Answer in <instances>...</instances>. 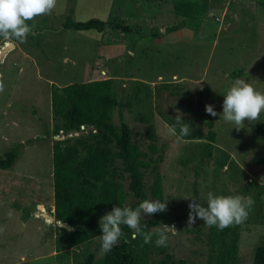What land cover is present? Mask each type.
<instances>
[{"label": "rangeland", "instance_id": "obj_1", "mask_svg": "<svg viewBox=\"0 0 264 264\" xmlns=\"http://www.w3.org/2000/svg\"><path fill=\"white\" fill-rule=\"evenodd\" d=\"M264 0H58L49 15L39 16L26 42L0 37V157L13 147L17 156L0 168V264H78L104 252L98 236L57 251L58 224L41 217L53 209V144L79 132H56L51 85L112 78L119 101L113 111L116 130L124 121L133 143L146 199L167 201L163 213L175 225L167 247L145 244L142 236L122 235L133 243L143 264H253L264 245V140L254 132L258 123L245 121L237 130L225 122L222 104L236 79L264 93ZM99 18L102 32L64 27ZM182 26L172 31L171 27ZM7 48L4 52V49ZM2 52H4L2 54ZM62 56L64 61L62 60ZM90 73V74H88ZM80 75V77H78ZM214 105L216 117L205 106ZM177 110L190 134L169 135ZM82 129V128H81ZM95 145L93 127L82 129ZM214 132L210 142L208 135ZM177 133L179 128L177 127ZM111 177L122 184L123 206L136 203L129 189L125 162L112 146ZM160 194L154 191L156 180ZM242 195L254 205L244 223L218 229L197 218L187 224L190 198L206 206L207 195ZM145 216L143 224L148 219ZM159 223L144 229L153 231Z\"/></svg>", "mask_w": 264, "mask_h": 264}, {"label": "trees", "instance_id": "obj_2", "mask_svg": "<svg viewBox=\"0 0 264 264\" xmlns=\"http://www.w3.org/2000/svg\"><path fill=\"white\" fill-rule=\"evenodd\" d=\"M63 25L67 29H92L102 32L105 21L96 17L74 21L68 17ZM181 27L175 25L171 30L175 31ZM51 87L52 115L60 122L56 125V132H79L73 138L55 140L53 144V216L55 220L69 225L71 229L57 226L61 230L56 238V248L59 251L78 246L101 235L100 217L111 211L114 205L123 206L125 192L122 184L111 177L115 161L112 146L117 148L118 157L125 162V170L130 175L129 189L136 199L133 208L147 198L143 174L139 169L147 164L140 162L139 166L137 165L141 151L133 143L128 125L121 121L118 130L114 127V109H120L124 105L128 107L129 103L123 104L114 95L112 78L69 83L64 86L52 83ZM81 126L93 127L98 132L93 135L97 139L95 145L89 144L92 132L81 133ZM254 132L264 140V121L256 125ZM214 136V132L210 131V142L214 140ZM17 147L11 148L4 157H0V168L11 166L17 156ZM154 191L157 195L160 194L158 179ZM153 216V219L145 222L147 228L159 223H170V219L161 212ZM122 232L123 235L130 236L127 226H122ZM93 261L94 253H90L84 262L78 264H93ZM101 264L143 263L133 243L126 240L118 243L110 252L104 253ZM253 264H264V245L256 248Z\"/></svg>", "mask_w": 264, "mask_h": 264}, {"label": "clouds", "instance_id": "obj_3", "mask_svg": "<svg viewBox=\"0 0 264 264\" xmlns=\"http://www.w3.org/2000/svg\"><path fill=\"white\" fill-rule=\"evenodd\" d=\"M58 0H0V37L12 42L24 43L27 37L33 33L34 21L39 16L49 15L57 8ZM5 84L3 76L0 74V92H3ZM222 118L225 122L235 125L237 130L244 128L245 121H259L261 114H264V93L256 90L244 79H236L231 87L223 95ZM206 112L213 117L218 113L214 111V105L205 106ZM175 124L168 125L169 135L182 139L190 134L188 123L184 122L182 114L177 110ZM177 127L179 133H177ZM189 214L187 224H195L196 219L203 220L208 227L215 226L220 230L234 224L244 223L254 205V200L249 196L242 195H214L209 192L206 206L196 198H190ZM167 209V201L145 199L135 208L130 206H113L111 211L100 217L99 227L101 235L98 240L101 244V251L110 252L117 246L123 235L122 226L132 229L133 238L143 237L145 244L152 242L155 234L157 247H167L169 233L175 234V225H163L153 231H144L148 226L144 222V217H151L153 214L164 212ZM71 230V229H69ZM2 231V229H0Z\"/></svg>", "mask_w": 264, "mask_h": 264}, {"label": "water", "instance_id": "obj_4", "mask_svg": "<svg viewBox=\"0 0 264 264\" xmlns=\"http://www.w3.org/2000/svg\"><path fill=\"white\" fill-rule=\"evenodd\" d=\"M6 49H7V48H5L4 51H5ZM81 128L84 129V126H81ZM84 132H85L84 130L81 131V133H84ZM37 209H38V214H39L41 217H44V218L50 220L51 222H55V223L58 224V226L63 227V228H65V229H67V230L70 229V226H69V225H67V224H62L59 220H55V218H54V216L52 215V213H47V212H45L44 209H43L42 204H38V205H37Z\"/></svg>", "mask_w": 264, "mask_h": 264}, {"label": "crops", "instance_id": "obj_5", "mask_svg": "<svg viewBox=\"0 0 264 264\" xmlns=\"http://www.w3.org/2000/svg\"><path fill=\"white\" fill-rule=\"evenodd\" d=\"M63 57H64V56H62V60L64 61ZM88 74H90V73H88ZM78 77H80V75H79ZM64 85H66V83L63 84V86H64ZM53 209H54V207H53Z\"/></svg>", "mask_w": 264, "mask_h": 264}, {"label": "bare ground", "instance_id": "obj_6", "mask_svg": "<svg viewBox=\"0 0 264 264\" xmlns=\"http://www.w3.org/2000/svg\"><path fill=\"white\" fill-rule=\"evenodd\" d=\"M46 212V211H45Z\"/></svg>", "mask_w": 264, "mask_h": 264}]
</instances>
